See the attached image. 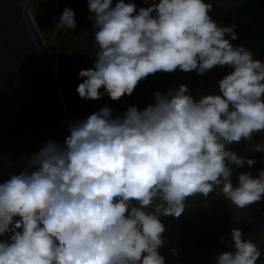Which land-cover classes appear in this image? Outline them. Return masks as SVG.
Segmentation results:
<instances>
[{"label": "clouds", "instance_id": "obj_1", "mask_svg": "<svg viewBox=\"0 0 264 264\" xmlns=\"http://www.w3.org/2000/svg\"><path fill=\"white\" fill-rule=\"evenodd\" d=\"M97 51L79 72L83 100L116 101L156 73L232 69L218 91L195 98L186 84L153 93L143 110L105 106L69 123L0 183V264H166L162 217L179 218L189 197L219 188L235 210L264 200V169L231 149L264 133V61L237 26H220L208 0H88ZM55 31H75L65 8ZM87 32L81 35H87ZM264 153V144H251ZM236 213V212H235ZM224 238H221L223 242ZM216 264H257L261 251L241 228ZM178 255V253H175Z\"/></svg>", "mask_w": 264, "mask_h": 264}, {"label": "flooded vegetation", "instance_id": "obj_2", "mask_svg": "<svg viewBox=\"0 0 264 264\" xmlns=\"http://www.w3.org/2000/svg\"><path fill=\"white\" fill-rule=\"evenodd\" d=\"M115 2L116 0H114V4ZM125 2H134L139 7L151 4L152 0H125ZM44 5L54 7L57 21L65 8H71L75 12L76 30L58 31L57 38L59 40V58L64 68L68 69V87L70 84L78 86L82 82L78 75L79 72L82 69L94 67L97 51L92 33L93 24L88 19L91 15L88 0H46ZM84 32L88 34L81 35ZM227 74L226 70L219 66L204 75H198L195 71L181 72L178 74L179 82L170 87L168 84L163 85L166 73L158 72L140 81L132 93H125L116 101L107 95L96 101H86L79 96L77 101L79 108L83 110L82 120L105 106L111 107L114 115L119 113L121 106H125V108L138 106L143 110L149 104L154 103V92H166L170 88H177L180 84H186L191 94L197 99L201 95L215 93L218 91V81ZM169 75L173 76L172 73ZM175 75L177 76L176 72ZM255 135L259 139V143L264 144V133ZM255 139L254 137L251 144L258 143ZM251 144L242 140L230 146L238 155L256 160L254 166L250 167L245 164L243 169H237L233 173L234 183L241 171L250 172L255 177L258 176L257 172L260 169H264V153L252 150ZM186 205L185 212L179 218L162 217L166 228L163 234L165 243L159 251L165 257L166 264H216V256L222 253L221 233L230 238L227 231H231L233 227L241 228L245 238H251L257 244L261 251V257L257 264L264 263V200L248 206L247 209L235 210L231 202L217 188L206 198L201 195L189 197ZM195 209L196 217L193 215ZM174 251L178 255H175ZM180 253L187 260L183 259Z\"/></svg>", "mask_w": 264, "mask_h": 264}, {"label": "water", "instance_id": "obj_3", "mask_svg": "<svg viewBox=\"0 0 264 264\" xmlns=\"http://www.w3.org/2000/svg\"><path fill=\"white\" fill-rule=\"evenodd\" d=\"M33 1L0 0V183L18 174L24 158L48 141L63 143L70 134L57 71L33 16ZM250 1L208 0L213 4L210 15L225 26L227 14Z\"/></svg>", "mask_w": 264, "mask_h": 264}, {"label": "trees", "instance_id": "obj_4", "mask_svg": "<svg viewBox=\"0 0 264 264\" xmlns=\"http://www.w3.org/2000/svg\"><path fill=\"white\" fill-rule=\"evenodd\" d=\"M46 0H34L35 4H44ZM235 24L237 26L236 32L240 39L233 41L235 45L243 44L246 48L254 53L256 59L264 61V0H252L247 2L236 9L230 11L225 18V26ZM62 61L57 67V77L59 79V85L65 94L68 88V69L64 68ZM172 73H166L163 85L168 84L170 87L175 86L178 81V74L180 71ZM259 174V172H257ZM197 228V227H195ZM198 229V228H197ZM199 230V229H198ZM230 238H227L221 233L223 242L221 241L222 252L230 251L231 248L228 245L231 244V231H227ZM262 264V263H260ZM264 264V263H263Z\"/></svg>", "mask_w": 264, "mask_h": 264}, {"label": "rangeland", "instance_id": "obj_5", "mask_svg": "<svg viewBox=\"0 0 264 264\" xmlns=\"http://www.w3.org/2000/svg\"><path fill=\"white\" fill-rule=\"evenodd\" d=\"M31 10L43 40L49 49L56 71L58 72L57 67L61 62L59 58V40L57 38L58 31L53 30L55 27L53 18L56 19L57 17L56 11L51 5H39L34 2L31 5ZM76 89V84H70L65 94L62 91L63 105L68 123L82 120L83 116V110L78 106L79 102L77 100H79V94ZM124 109L125 106H121L119 113H122ZM254 137L256 138V142L259 143L257 135Z\"/></svg>", "mask_w": 264, "mask_h": 264}, {"label": "crops", "instance_id": "obj_6", "mask_svg": "<svg viewBox=\"0 0 264 264\" xmlns=\"http://www.w3.org/2000/svg\"><path fill=\"white\" fill-rule=\"evenodd\" d=\"M40 5V4H39ZM193 215L196 217L197 216V211L195 209V211H193Z\"/></svg>", "mask_w": 264, "mask_h": 264}]
</instances>
